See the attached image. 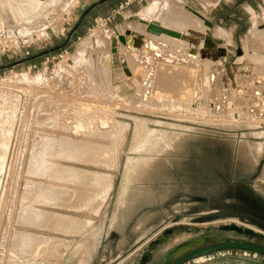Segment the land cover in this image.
<instances>
[{
  "label": "rangeland",
  "instance_id": "obj_1",
  "mask_svg": "<svg viewBox=\"0 0 264 264\" xmlns=\"http://www.w3.org/2000/svg\"><path fill=\"white\" fill-rule=\"evenodd\" d=\"M10 1L15 2L14 9L10 8ZM20 1L0 0V126L11 132H1L3 129L0 128V136L6 133L3 137L6 138L9 134V140L6 138L8 149L5 148V164L0 170V264H37L39 261L46 264L45 261L56 259L54 252L58 246H48L37 253L34 247L30 251L31 241H21L23 244L18 246L20 243L12 240L17 230L65 239L63 236L66 234L54 233L53 229L49 231L28 226L25 218L21 221L25 216L22 213L24 210L35 215L42 211L70 215L90 229L100 216V221L106 224L107 234L115 231V220L129 221L131 217H136L135 241H148L146 248L167 231H173V236L152 251L153 259L158 264H162L171 250L203 235L206 230L214 236L242 241L249 238L226 233L221 228L235 224L264 233L259 223L264 219L258 215L259 200H262L259 193H264V121L253 117L257 103L254 92L258 89V80L264 77V0H256L258 6L250 16V24L233 22L225 30L218 29V35L214 29L211 30L208 38L213 39L216 47L205 49L203 53L214 54L218 50L222 55H219V62L216 63L218 67L205 64L209 59L201 55L197 57V62L204 63L202 82L207 90L203 92L198 89L196 102H191L189 86L183 83L185 78L190 81L189 78L159 67L155 68L153 94L144 105L139 103L143 72L140 69L132 70L133 76L128 77L121 64V59L128 58V52L119 44L120 50L117 48V53H112L109 38L117 32L124 35L136 28L145 32L139 19L156 22L159 26L172 23L181 25L175 21L178 20L175 13L181 12L183 16L195 19L192 15L195 10L183 6L179 0H166L161 12L157 11L149 19H144L141 15L146 12L149 0L139 6L138 11L142 10L139 16L129 15L131 6L124 5L123 8L116 0L89 13L86 11L90 7L104 0H79L67 9L65 3L52 5L51 0H44L34 14L24 15L16 9ZM235 1L240 3L241 0ZM171 2L174 6L170 5ZM44 6L46 10H43ZM219 11L222 13L225 10ZM239 14L247 21L248 15L242 8ZM77 25L81 27L73 34ZM232 27L236 28L234 34ZM19 31L20 36L16 34ZM42 31L45 34L40 36L39 32ZM206 31L208 33L210 30ZM98 40L104 43L101 57L100 53H96L99 52L96 49ZM83 42L92 45L88 53L89 65L73 68L76 51ZM253 55H258L259 59L253 60ZM184 56H187V52ZM102 67L110 69L106 72ZM227 74L233 75L234 82L229 81ZM32 78L37 82H33ZM195 106L200 108L194 111L192 108ZM76 111L84 113L78 118ZM87 111L93 124L98 125L95 126L98 130L92 129L89 133H94H88L90 136L95 134L91 136L94 138L85 136V131L73 132ZM1 114L6 118H2ZM102 119H106L110 125L115 122L128 123L129 129L123 138H114L110 134L104 136L105 140L100 139L103 136L99 133L110 131L102 129L98 123ZM158 122L168 126L161 128ZM5 125L9 126L7 130ZM153 130L163 134V137H152ZM96 131L100 138L96 137ZM62 138L106 147L104 150L107 149V153L102 148L101 152L99 146L91 145L101 152L92 148L96 155L101 154L96 159H105L109 168L106 164L102 166L103 159L102 163L98 160L101 165L98 161V165L89 163L90 166L86 162L87 166L84 162H71L63 155L65 153L60 145L69 143ZM80 142L77 144L80 145ZM137 148L141 151L137 152ZM143 149L146 150L143 152ZM62 165L110 174L113 184L105 202L102 205L100 200L90 202L89 205H92L81 209L82 212L69 209V202L64 205L65 208L62 206L63 210L60 206L53 208V205L44 206L40 201L35 203L44 189L47 193L43 194L42 199L38 198L42 202L49 192L55 195L56 192L72 189L93 191L80 188L78 184L79 187L74 183H65V180L61 182L67 175L58 171V166L64 168ZM50 167L54 171L51 172ZM53 172L62 174H53L60 180L52 176ZM57 175L65 176L61 178ZM50 186H53L52 189ZM62 186L66 187L65 190H62ZM242 190H248L249 195H243ZM193 195L213 197L215 200L196 203L191 200ZM254 200L258 208L252 207ZM32 209L39 212H32ZM100 210H103L101 214ZM240 213H247L254 219L234 217ZM199 218L205 219V222L200 223ZM251 242L263 245L262 241ZM11 259H14L13 262ZM189 264H264V258L243 252H225L214 258L202 257Z\"/></svg>",
  "mask_w": 264,
  "mask_h": 264
},
{
  "label": "bare ground",
  "instance_id": "obj_2",
  "mask_svg": "<svg viewBox=\"0 0 264 264\" xmlns=\"http://www.w3.org/2000/svg\"><path fill=\"white\" fill-rule=\"evenodd\" d=\"M43 1L44 0H24V1L22 0V1H20V3H21L20 6L21 7L25 6L26 8L25 7L21 8L20 6H18V3H17V5H16L17 8L16 9L17 10L19 9V11H22L24 15L34 14V12H36L38 10L39 6L43 3ZM77 1H79V0H51L52 5H54V4L55 5H59V4L65 3L66 9L68 7L74 6V4L77 3ZM13 2L14 1H10V8L11 9H14ZM159 5H160V3L158 1L153 0L150 3V5L146 8V12L141 15L142 18L149 19L155 12H157V11L161 12L165 8L166 3L163 6V8L162 7L159 8L160 7ZM3 7H4V5H3ZM3 7H2V9H3ZM178 8H180V6ZM43 10H46V6L43 7ZM182 12H184V11H182ZM175 15L178 18V20L176 19L175 21L177 23H180L181 25H173V23H172L169 26H165L164 24H162L161 26L165 27L167 29H170V30H173V31L181 33V35H182L181 39H175V38H171V37H168V36H165V35H161V36L158 37V36L152 35L150 33H147L146 32V26L143 25V22H142L141 28L142 29L144 28L145 32L143 30H141L140 28L139 29L136 28L135 30H128L130 32V35H129V37L127 39H128L129 44H130V47H125L127 49V52H128V58H126V63H125L126 64L125 71H126V73H127L126 75H128V77L129 76H133V75H131V71L132 70H134V71L136 70L137 71V69H140L143 72V74H144L143 75L144 78H142L143 80L141 82L142 83L141 86L143 88H142V92H141L140 98H139V103L141 105L142 104L143 105L147 104L149 102V99L151 98V94H153L152 91H153V89L156 86V82H155V79H154L155 75H156L155 68L158 69L160 67V68H163L165 70H168L170 73L173 72V71H176L175 73H178V74H181V75L184 74L187 78H189L190 81H186V78H185L183 83L186 84V87L189 86V88L187 87V89H189L190 99H191V102L193 103V102H196V100H197V96H198V93H199L198 89H200L203 92L205 90H207V87H203L204 84L202 82L203 64L204 63L197 62L196 61L197 57H199L201 55L202 58L209 59V62L207 60L205 64L208 63V64L212 65L213 67H218L219 66L216 63L219 62V55H222L221 52L218 53V50H217V52H216V50H213V52H216V53H214V54H210V53H207V52H206L207 54L203 53V51H205V49L209 50V49H212V48L216 47L215 44L212 42V39L208 38L206 29L210 30V28L205 26L204 21L202 19L198 18L197 16H195L194 14H192V15L196 17L195 19H193V18L191 19L190 17H189L190 19L187 18V17L183 16V14H181V12H179V13L176 12ZM200 15L203 16L202 14H200ZM37 21H38V19H37ZM146 23H148V22H146ZM149 24H151V23H149ZM152 24H156L157 25L156 22H154ZM218 31L219 30H217V33H218ZM18 33H20V31L17 32L16 34H18ZM30 33L32 34V32H30ZM215 33H216V31H215ZM217 33H216V35H218ZM28 34H29V32L27 33V35ZM39 34L41 36V35L45 34V32L42 31V32H39ZM18 35H16V36H18ZM22 35H24L23 32H22ZM24 36H26V35H24ZM34 36H35V34H34ZM38 37H39V35H38ZM226 38H227V36H226ZM110 39H111V37H110ZM136 43L140 46L141 52H138ZM96 46H97L96 49L99 50V52L96 51V53H100L99 55L101 57V55L104 53V43L101 40H98ZM91 47H92V45L89 42H83L82 44H80L78 50L76 51L77 52V57L74 59V64L75 65H74L73 68H77L78 69L80 67H84V66L89 65V64H87V60H88V56H89L88 55L89 49H91ZM186 52H187V56H184V53H186ZM258 57H259L258 55H253L252 56L253 60H258L259 59ZM99 61H100V59H99ZM190 65L193 66L194 68H191ZM101 69H103V70H105L107 72V70H109L110 68L106 69V67H102ZM134 75H136V73ZM227 77H228L229 81L234 82V77H233L232 74H227ZM32 81L33 82L34 81L37 82V80H35V79H33ZM254 95H256L255 92H254ZM4 102H6V101H4ZM231 106H232V104H231ZM255 107H257V103H256ZM198 108H200V107L199 106H195L192 109L194 111H196ZM87 109H88V107H87ZM6 110L9 111L11 109H9V110L6 109ZM7 111H5V112H7ZM79 111H78V113H77V111H76V113L74 112L77 115V117L80 114L84 113V112H80V114H79ZM83 111H85V110H83ZM70 113L72 114L71 111H70ZM71 114H70V116H72V117L76 116L74 114L73 115H71ZM89 115L90 114L87 111V113L83 115L84 117L82 116V118L80 120L78 119L79 122H77L76 126L74 127L75 131H73V132L77 133V132L82 131L81 133H83L85 131L86 132V133H84L85 136H88L89 134L94 133V132H90L89 133V131L92 130V129H94V131H95V129H96L95 126H98V125H96L95 122L93 124V120L91 118V115L90 116ZM254 116L255 117H259L257 112H256V108H255V113L253 114V117ZM1 117L2 118H6V117H3V115ZM9 117H10V115H9ZM72 117H70V120H71ZM77 117H76V119H77ZM97 120H99V119L97 118ZM63 121H65V119ZM63 121H62V124H64ZM137 122L139 123V120H137ZM0 123H2V122H0ZM98 123L101 124L102 129H110L109 132L108 131L104 132V133H99L98 131L95 132L96 133V137L100 138V136H103V138H100V139H104V140H105L104 136H109L110 134H113L114 138H119V137L123 138L124 134L129 129V124L128 123H121V122L113 123L112 122L113 124L110 125V123L108 121H106V119L105 120L102 119ZM70 124L69 125L66 124V125L70 126ZM72 124H74V123H72ZM6 125H5V127H6V130H7V127H9V126H6ZM157 125L159 127H161V128H165V126H168L167 124L162 123V122H158ZM0 128H1V130L3 129L1 126H0ZM4 129L2 131L1 130L0 131L3 132V131H5ZM8 130L5 131V132L8 133ZM96 130H98V129H96ZM99 131H100V129H99ZM9 132H10V130H9ZM98 133L102 134V135L98 136ZM151 133H152L151 136L154 137V138H157V139L159 138L160 139V137H163V134H160L157 130H153ZM2 134L3 135L0 136V170L1 169L3 170L4 164H5V158H6V152H7L6 149H8V148H6V147H8L7 146V143H8L7 139L9 140V136H8L9 134H7L8 137L6 136L7 139L3 138L4 135H6V133L5 134L2 133ZM92 135L95 136V134H92ZM10 136H12V135H10ZM91 136H90V138H94V137H91ZM109 138L106 137V139H109ZM62 139L64 141L67 140L66 138L65 139L62 138ZM69 140H72V139H69ZM69 140L66 141L69 144H67L65 142H64L65 144L62 145V146L60 144H58V146L60 145V147L63 148V151L65 153L63 155L67 159L69 158L68 160H70V161L74 160L75 163L77 161V162H79V164L83 163V162H84L83 164L88 163V166H90L91 164H89V163H96V165H98V162H99L98 160L100 159V162H101V160L103 159V158L101 159L100 157H99V159H96V156H98V155L100 156L101 155L100 153L102 152L101 150H104V148H106V147L102 148V145H101V148H102L101 149L100 148V144L99 145H95L93 143V145H94L93 146L92 143L89 144L88 142H87L88 144H82V143H85L86 141L85 142H80V141L73 140V142L76 141L75 142L76 144H75V143H73L72 141H69ZM59 142H62V140H60ZM77 142H80V145H78L79 143L77 144ZM91 145L93 147H98L99 146L98 148H99V150L101 149L100 150L101 152L96 150V148L91 147ZM60 147H59V149L57 147V149L62 152ZM92 148L94 150L100 152V153L98 155H96V151H94L95 152L94 153ZM145 150L143 149V152ZM104 151H105V153H107V149L104 150ZM140 151H141V149L137 148V152H140ZM102 156H103V154H102ZM68 160H67V162L69 163ZM104 160L105 159H103L102 161H104ZM108 160H110V159H106V161H108ZM74 161H71V162H74ZM100 162H99V164H100ZM110 163H111V161H110ZM103 164L104 165L106 164L105 161L102 163V166H103ZM108 165L106 164L107 167H108ZM81 166H83V165L81 164ZM85 166H87V164ZM92 166H95V164L94 165L92 164ZM52 167H50V169H49V170H51V172L54 171V170H52ZM63 167L64 168L60 169V166H58V168H59L58 171L60 170V172H62V171L65 172V173H63V174H67L66 176L64 175L65 177L61 176L62 174L60 172L59 173L58 172L57 173L53 172L52 176H54L53 174H61L59 176L61 178L64 177L63 179H61V182L63 180H65L66 181V182L64 181L65 183H70V184L74 183L76 185L78 184L80 186V188L84 187V188H86L88 190H93V191H80L82 189L77 191V190H73L72 189L73 187H72L71 188L72 190H70V191H67V192L63 191L62 193L61 192H56L55 195L53 193L49 192L48 193L49 196L46 195L47 197H45L44 202H42V200H40V199H42V197H44L43 194L47 193V191L45 192L46 189H44L43 192H42V195L40 193L39 195H41V196H38L36 198L37 200L35 201V203L40 201L42 203V205L44 204V206L53 205V208H54V206H60L61 210H63L62 206L66 205L69 202V205H68L69 209L76 210L75 212H77L78 210L79 211L81 209L85 210L86 208L90 207L92 204L89 205V203L90 202H94L95 200H100L101 205H102V203L105 202L106 197L108 196V194H109V192H110V190L112 188V184H113L110 174L105 173V172L102 173V172H99V171L84 170L85 168L84 169H80V168H75V167H70V166L69 167L68 166L67 167L63 166ZM107 167H106V169H107ZM94 168H98V166H95ZM108 170H110V169H108ZM66 172H69V174L66 173ZM59 176L57 175V177H59ZM48 178H50V175L48 176ZM57 179H59V178H56V180ZM53 180H54V178H53ZM70 184H68V185H70ZM51 187H53V186H50L49 188H51ZM64 187H63V189L62 188L61 189L65 190ZM43 188H44V186H43ZM54 190L55 189H53V191ZM56 191H57V189H56ZM68 192H69V194H68ZM39 197H40V199H38ZM41 203L39 205H41ZM23 208H24V206H23ZM50 208H52V207H50ZM60 208H59V210H60ZM64 208H65V206H64ZM28 210H30V208ZM33 210L34 209H32V212H39V210L38 211H33ZM40 211H42V210L40 209ZM80 212H82V211H80ZM84 212H86V211H84ZM22 213H25V216L21 218L22 220L21 219L20 220L23 221V219L25 218L24 219L25 223L28 226L30 225V226H34L36 228L40 227L38 229H45V230L47 229L49 231L51 229H53V230H55V232L53 231L54 233H60V234L62 233L64 235L65 234L66 235H71V234L73 235L74 234L73 236H75V234H76V237L77 236L79 237V235H77V234L81 233V231H84L83 229H85L84 226H83V229L81 228L82 226L80 227V225H79V223L77 221L78 218H75V217L70 216V215L66 216V215H63V214L51 213L49 211H42V212H40L41 214L38 213L39 215H35L34 213L27 212L26 210H24V212L22 211ZM87 213H89V212H87ZM72 214H73V212H72ZM81 225H83V223ZM84 225H86V224H84ZM27 228H29V227H27ZM56 231H59V232H56ZM63 232H65V233H63ZM12 240L15 243L19 242L20 244L17 243L18 246L19 245L21 246L24 241H26L27 243H28V241L29 242L31 241L33 243V246H32V243H31L30 248L34 247L35 248V253L40 252L42 250H45L43 248H46V247L48 248V246L52 247V248H55L62 242V241L61 242L60 241H56L57 238H53V237H50V236H47V235L33 234V233H28V232H18V231L13 233ZM60 240H63V239H60ZM21 241H23L22 244H21ZM64 241H66V240H64ZM14 242H13V244H14ZM27 243L25 245H27ZM17 244H15V245H17ZM49 249H51V248H49ZM32 250L33 249L31 248L30 251H32ZM48 252H50V251L48 250ZM29 253H32V252H29ZM12 254L14 255L15 253H12ZM25 259H27V258H25ZM13 260H12V262H13Z\"/></svg>",
  "mask_w": 264,
  "mask_h": 264
},
{
  "label": "crops",
  "instance_id": "obj_3",
  "mask_svg": "<svg viewBox=\"0 0 264 264\" xmlns=\"http://www.w3.org/2000/svg\"><path fill=\"white\" fill-rule=\"evenodd\" d=\"M113 1L115 0H104L100 3L94 4V6L90 7L86 12L89 13L91 10L100 8L105 4L111 3ZM116 1H120L121 5H123L122 6L123 8L124 5L128 7L131 6V8L129 9L130 11L126 9V13H128L129 11L130 13L129 15L139 16V13L142 11V10L140 12L138 11L139 6L146 0H116ZM152 1L153 0H149L148 2L149 4L145 8H147ZM156 1L160 3L159 8L161 7L163 8L166 0L163 1L156 0ZM179 2L185 7L198 11V13L202 14L204 18H206V20H208L210 23L213 24V27L210 28V31H208L207 35H210V32L213 29L216 32L218 29L219 30L227 29L225 27L233 22H236L237 24H243L242 22H248V24H250L251 23L250 16L252 15V13L256 12L258 6L256 4V0H241L240 3H235L236 2L235 0H179ZM171 5L174 6L173 3H171ZM240 8H242L245 14L248 15L247 21H245L246 17H244L245 20L240 18L241 17L239 14ZM222 9L223 11L224 10L225 11L221 13L219 10ZM216 11L217 13L213 14V12L215 13ZM139 20L142 22L149 21L148 23L151 24L154 23L151 22L150 20H144V21L141 19ZM79 27L81 26L77 25L75 27L76 31H74L73 34L77 32ZM231 29H232V33L234 34V30H236V28L232 27ZM116 35H122V34L121 32H117ZM214 40L217 39H215L214 37ZM105 42L107 46L110 47L108 41L105 40ZM227 46L228 45H225L226 48ZM118 50L120 49L118 48ZM137 50L138 52H141L140 46L138 44H137ZM121 61H122L121 64L123 65L125 70L126 58L121 59ZM259 197L262 200H259L258 215H260L264 219V193H259ZM102 212L103 210L99 212V214H101ZM100 218H101L100 216L97 217L96 223L93 224L94 226L93 229H90L89 227L86 229L84 227L85 228L84 230L83 229L84 224L81 225L78 222L80 227L82 226L81 228L84 230L81 231V233L83 232L82 234L81 233L77 234L79 235V237L78 236L76 237V235L75 236L66 235L63 236L65 237V239L63 240L57 238V241L60 242L62 241V242L58 245L57 249L54 252V254H57L56 259L47 260L45 261L46 264H158V261H155L153 259V256L147 258V260L145 259L146 256L150 254L152 255V251H150L149 248L150 243L146 248L145 244L148 241H135L136 230H137L136 217H134L133 219L131 217L129 221H119L120 219H118L117 221L115 220V223H113L115 231L109 234H107L106 232L107 230L106 224L104 223V221H100ZM132 230H134V232H132ZM18 232H27V231H18ZM218 255L217 254L213 255L210 258H214L215 256ZM54 260L56 261L54 262ZM42 263L44 264V262L39 261L37 264H42Z\"/></svg>",
  "mask_w": 264,
  "mask_h": 264
},
{
  "label": "water",
  "instance_id": "obj_4",
  "mask_svg": "<svg viewBox=\"0 0 264 264\" xmlns=\"http://www.w3.org/2000/svg\"><path fill=\"white\" fill-rule=\"evenodd\" d=\"M193 14L198 18L202 19L205 23V26L208 28H212L213 24L206 20L199 13L193 11ZM143 25L146 26V32L155 36L165 35L175 39H181L182 35L179 32L167 29L165 27L149 24L143 22ZM130 32L127 31L124 35H115L111 38V48L112 53H117L118 45L121 44L124 47H130L128 42V37ZM199 222H205V219L199 218ZM260 226L264 230V222L259 221ZM222 231L226 233H235L236 235L247 237L252 240H262L263 245H256L251 241H242L237 239H231L227 237H219L211 235L209 230H206L203 235L194 238L192 240L186 241L179 245L178 247L171 250L164 260L162 264H189L191 262L197 261L199 258L211 257L216 254H221L225 252H243L249 253L256 256H260L264 258V233L257 232L248 227H239L235 224L227 225L221 228ZM173 231H167L162 237H160L154 243H150L149 248L150 251H153L158 246L162 245L166 239L173 236ZM182 251V253H180ZM177 253H180L177 255ZM152 255H148L145 257H151Z\"/></svg>",
  "mask_w": 264,
  "mask_h": 264
},
{
  "label": "built area",
  "instance_id": "obj_5",
  "mask_svg": "<svg viewBox=\"0 0 264 264\" xmlns=\"http://www.w3.org/2000/svg\"><path fill=\"white\" fill-rule=\"evenodd\" d=\"M257 86L258 89L255 91V97L257 99L256 112L259 118L264 121V77L258 80Z\"/></svg>",
  "mask_w": 264,
  "mask_h": 264
},
{
  "label": "flooded vegetation",
  "instance_id": "obj_6",
  "mask_svg": "<svg viewBox=\"0 0 264 264\" xmlns=\"http://www.w3.org/2000/svg\"><path fill=\"white\" fill-rule=\"evenodd\" d=\"M242 192H243L242 193L243 195L246 194L245 196H247V194L249 195L248 190H242ZM191 200L193 202H196V203H203L205 201H211V200L214 201L215 198H213V197H203V196H199V195H193V196H191ZM251 204H253L252 207L256 206L258 208L256 200H254ZM246 211H248V209ZM247 213H240V215L235 214L234 217H240V218L241 217H245L246 219L253 220L254 218H251ZM248 241H255V240L249 239ZM258 241H262V240L258 239Z\"/></svg>",
  "mask_w": 264,
  "mask_h": 264
}]
</instances>
